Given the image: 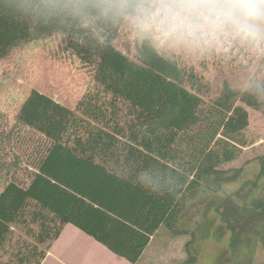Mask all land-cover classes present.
<instances>
[{"label": "trees", "instance_id": "trees-1", "mask_svg": "<svg viewBox=\"0 0 264 264\" xmlns=\"http://www.w3.org/2000/svg\"><path fill=\"white\" fill-rule=\"evenodd\" d=\"M109 2L0 0V61L60 37L86 80L73 101L30 87L0 102V264H42L66 225L130 264L160 230L188 236L191 262L210 212L233 261L261 251L264 264V156L249 175L232 167L249 110L264 115V59L249 71L224 35L194 48Z\"/></svg>", "mask_w": 264, "mask_h": 264}, {"label": "rangeland", "instance_id": "rangeland-1", "mask_svg": "<svg viewBox=\"0 0 264 264\" xmlns=\"http://www.w3.org/2000/svg\"><path fill=\"white\" fill-rule=\"evenodd\" d=\"M224 36L229 48L234 44L245 48L246 52H241L237 59L239 64L251 63L252 59L249 71H254V68L257 70L261 66L264 59L263 49L258 50L254 44L231 33H225ZM59 39L60 37H54L21 46L9 58L0 61V102L5 104L14 92L30 87L50 94L61 102L73 101L77 97L84 89L86 80L74 61L62 52ZM223 46L220 43V47ZM248 49H251L252 56H248ZM227 51L229 53L230 50ZM249 115L252 143L232 166L244 167L247 175L254 170L255 160L264 156V115L250 110ZM230 186L228 190L237 187L238 183ZM202 226L197 233L198 237L189 246L195 261L186 262L185 248L190 241L188 236H172L167 231L160 230L138 264H258L263 260V253L257 251L251 255L246 252L238 263L233 261L228 249L229 234L216 213L210 212ZM49 252L50 257L42 264H130L72 225L64 227Z\"/></svg>", "mask_w": 264, "mask_h": 264}, {"label": "clouds", "instance_id": "clouds-1", "mask_svg": "<svg viewBox=\"0 0 264 264\" xmlns=\"http://www.w3.org/2000/svg\"><path fill=\"white\" fill-rule=\"evenodd\" d=\"M86 7L76 5L79 10ZM106 11L194 48L222 39L225 33L264 45V0H110Z\"/></svg>", "mask_w": 264, "mask_h": 264}, {"label": "crops", "instance_id": "crops-1", "mask_svg": "<svg viewBox=\"0 0 264 264\" xmlns=\"http://www.w3.org/2000/svg\"><path fill=\"white\" fill-rule=\"evenodd\" d=\"M77 229V228H76ZM79 230V229H78ZM85 234V233H84ZM59 239V238H58ZM50 257V252L47 254V256H46V258L45 259H47V258H49ZM45 259H44V261H45ZM43 263V262H42Z\"/></svg>", "mask_w": 264, "mask_h": 264}]
</instances>
